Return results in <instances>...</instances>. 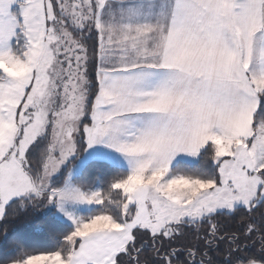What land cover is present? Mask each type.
Returning a JSON list of instances; mask_svg holds the SVG:
<instances>
[{
    "label": "snow or ice",
    "instance_id": "snow-or-ice-1",
    "mask_svg": "<svg viewBox=\"0 0 264 264\" xmlns=\"http://www.w3.org/2000/svg\"><path fill=\"white\" fill-rule=\"evenodd\" d=\"M0 264H264V0H0Z\"/></svg>",
    "mask_w": 264,
    "mask_h": 264
}]
</instances>
